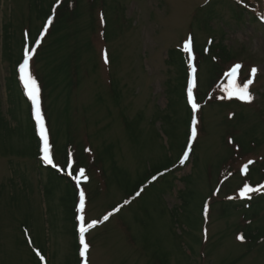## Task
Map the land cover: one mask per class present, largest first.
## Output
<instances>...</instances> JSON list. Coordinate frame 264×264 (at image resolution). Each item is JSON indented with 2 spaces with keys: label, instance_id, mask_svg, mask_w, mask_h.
I'll list each match as a JSON object with an SVG mask.
<instances>
[{
  "label": "rangeland",
  "instance_id": "1",
  "mask_svg": "<svg viewBox=\"0 0 264 264\" xmlns=\"http://www.w3.org/2000/svg\"><path fill=\"white\" fill-rule=\"evenodd\" d=\"M107 1L113 7L109 12L100 1L92 15L90 0H83L81 18L62 25L42 43L36 61L32 62L33 56L29 60L33 78L37 72L54 84L47 106L53 110L50 133L62 159L67 157L60 165L59 157L53 160L55 170L70 183L65 190L48 170L40 174L32 145L17 135L18 122L8 114L6 93L16 70L37 122L36 106L29 99L20 67L25 50H37L41 45L37 38L46 29L48 17L38 18L36 5L51 12L57 0H0V38L5 44L9 33L14 58L9 62V48L2 45L0 264H72L69 207H73L77 232L80 220L85 227L96 222L85 235L86 264H264V206L256 211L248 204L264 189V176L257 179L264 173V0ZM210 1L215 4L214 20L200 26V9ZM100 8L106 14V26L98 21ZM239 12H243L240 17ZM189 38L195 55L194 43L197 50L206 52L212 39L224 41L235 57L219 65L225 69L230 65L226 69L230 72L235 65L242 67L235 75L225 71L228 83L223 87L225 82H220L214 100L211 95L205 97L208 103L200 101L197 88L208 93L213 65L202 57L198 60L197 86L188 79L187 90H193L199 108H189L187 113L184 105L172 106L174 119L188 120L190 128L186 134V126H177L183 139L178 151L175 143L172 148L167 125L161 121L154 125L152 116L166 109L170 97L165 91L170 83L177 84L176 71L166 64L168 52L184 48ZM100 52L107 54L108 63ZM207 58L214 63L211 56ZM69 74L70 87L66 86ZM112 79L118 86V100L109 88ZM249 79H253L251 103L228 98ZM40 96L39 92V100ZM26 109L23 104L18 111L21 119H27ZM68 137L79 146L70 155L83 159L85 167L73 170L66 149ZM180 137L178 133L176 138ZM192 144L193 159L185 169L155 180L160 161L165 163L167 155L176 160ZM21 148L25 155L19 153ZM135 180H142L136 197L124 198L118 186ZM246 185L258 191L241 197ZM227 199L236 208L224 213ZM77 241L81 254L79 236Z\"/></svg>",
  "mask_w": 264,
  "mask_h": 264
},
{
  "label": "trees",
  "instance_id": "2",
  "mask_svg": "<svg viewBox=\"0 0 264 264\" xmlns=\"http://www.w3.org/2000/svg\"><path fill=\"white\" fill-rule=\"evenodd\" d=\"M100 1H102L103 5L106 6L107 12H109V9L111 10L113 7L109 6L108 1L107 0H90V7L92 8V15H94V9L96 7V4H98ZM252 2V0H250ZM213 1L208 2L207 4H205V6L200 9V15H199V24L200 26H209L211 24V22L214 20L215 17V10H214V6L215 4L212 3ZM83 3V0H57V2H55V5L52 9V11L47 12L44 11L43 7L40 6V4L36 5V13H37V17L40 19H46L47 17H50L52 15V23L50 25V27H48V31L46 33V35L44 36V38L42 39L43 42L41 41V45L37 46V50L35 51L36 54L33 55L32 57V62L34 63V60L37 59L38 53L39 51L42 49V43H44V41L50 36V38L55 35V32L60 29L62 27V25H68L69 22H77L81 16H82V11H81V5ZM116 9L118 8L115 7ZM101 13L104 15V17L102 18ZM243 14V12H239L238 16L240 17ZM99 17H98V21L99 23H102L101 21H103V26H106L107 22H106V18H105V13L103 11V9L100 8L99 11ZM99 18L101 19V21L99 20ZM93 23V21H91ZM95 24V21H94ZM3 29V28H2ZM1 29V30H2ZM3 32V30H2ZM4 34V33H3ZM194 36L193 34H191V37ZM194 37H192L193 39ZM34 39V38H33ZM35 40V39H34ZM1 38H0V48L8 49L9 48V33H6V37H5V44H2L1 42ZM34 43V41H33ZM195 45V52H196V61L198 63V60L202 57L205 61L207 62L209 61L213 66V75L211 76L210 80H209V85H208V93L205 95L204 92H202L201 89H199V87L197 88L198 90V96L200 101L205 102V97L206 96H210L213 98V95H215V93H217V89L218 86L222 80V76L223 73L226 71V69L230 66H228L226 69L222 68L219 63H224L227 64L229 62H231V59L234 56V54L232 55L231 52H229V49L227 48L226 45H224V41L222 42H216L215 39H212L207 45H206V52H204L203 48H200V51L197 50L196 48V44ZM88 50V47H86ZM1 51V50H0ZM8 51V57H9V62H13L14 58L13 55L10 54L9 50ZM169 54L167 55V60H166V64L174 69L176 71L177 74V84L175 83L174 86H172V83H170V85L168 86L166 92V96L170 97V101L168 106L166 107V109L164 110H159L153 117V124L156 125V123L158 121L162 122V126H166L168 129V132L172 134V148L174 146L175 143V148H177L176 150L180 151L181 147H182V133L179 131L177 126L183 125L186 126V131L185 133L188 134V132H190V128L188 126L189 121L187 120V122L182 123L179 120H175L174 119V113L172 110V106H183L184 108L187 110L186 112L188 113L190 111L188 104H187V100L186 99V88H187V80H188V76H189V58H188V54L184 51V48H176V49H172L171 51L168 52ZM100 56H104L105 57V52H100ZM213 60L214 63H212L211 60H208L207 57H210ZM36 61V60H35ZM223 61V62H222ZM17 62V61H15ZM217 63V64H216ZM33 71L34 70V64H33ZM35 77L34 79L36 80L38 86H39V92H40V100H39V107H40V111L43 115L44 118V124L45 127L48 130V133L50 134V142L49 145L51 147V155L53 157V160L56 161V157L60 158V161L57 162L58 165H60V163H66L67 162V157H65L64 159H62V155L61 152H59V150H57V144H56V138H52L53 135H51V120H50V116H51V110L50 108H48L47 106V94H49V96L51 95V92L53 91V81H49V80H43L42 77H40L39 75H37V72L34 74ZM219 75V77H218ZM69 77L71 80V76L69 74L68 78H67V85L68 87H70V83L72 85L73 81L71 80L69 83ZM218 77V78H217ZM215 78H217L215 80ZM18 78H17V72L16 70L14 71L13 75H10L9 77V81L7 82V92L8 93V97H9V105L10 108L8 110V114L13 115L11 118L15 121H17L18 123V133L19 136H21L22 140H24V143H29L31 144V151H33V155L36 159L39 160V172L40 174L42 173V171H44L45 169L48 170V175H51L53 178H57L59 179V182H61V184H64L63 186L66 189L70 188V183L66 180V177L61 174L59 175L58 171L55 170L52 167H48L45 166L41 160H40V154L38 155V149H40V140L38 137V133H37V129H36V124L35 121L33 119L32 113L31 112V106L30 103L27 99V97H25L24 95V91L20 85V83L18 82ZM79 84V83H78ZM109 88L111 90L112 96L114 97V100H118L119 99V90H118V86L116 85L115 81L112 79L110 81V85ZM48 89V90H47ZM47 91H49V93H47ZM176 98V99H175ZM204 100V101H203ZM214 100V98H213ZM207 101V99H206ZM208 103L210 101H207ZM23 104L26 105L27 109H26V114H27V119H21L18 111L21 109V107L23 106ZM171 107V109L169 108ZM51 112V113H50ZM126 117H124V121L128 122V120L125 119ZM138 121L140 123V116H137ZM129 123V122H128ZM7 126V125H5ZM181 134V140L180 138H176L177 134ZM56 136V135H55ZM54 139V141H53ZM67 152L68 156L70 157L69 159L73 162V170L75 169H79L81 167H85V164L83 163V159H81L79 156L76 158H73L70 154H72V152H75L79 149V146H77L75 144L74 141H72V139L70 137H68L67 140ZM195 143V142H194ZM196 144V143H195ZM171 147V146H170ZM184 148H186V145L183 146ZM164 151H168L169 149L164 146ZM183 148V149H184ZM195 149V145L192 144L188 151H182L180 153V155L178 156V158H176V160H174L175 158H170L168 155L166 156L165 159V163H163L164 161H160V166L157 167L156 171L153 173L155 180H158V178L160 176H173L175 173L180 172L183 167L185 166L187 159L190 160L191 158H193V150ZM70 150L72 152H70ZM19 153L22 154H26L25 153V148H21ZM32 153V152H31ZM185 156H187V159H185ZM80 158V159H79ZM261 176H264V173H261L260 176L257 177V179H260ZM176 179V177H175ZM177 180V179H176ZM254 180V179H252ZM142 180H135V182H128L124 185H120L118 186L119 188H121V191L124 193V198H127L129 196L130 199H133L136 197L138 191H139V187L142 185ZM65 195V194H64ZM65 198V197H64ZM67 200H69V198L67 197ZM227 205L222 209L224 213L231 211V208H236L235 205H232L231 200H228ZM253 205V207L251 209H255L256 211H259L261 209V207L264 206V192L260 195V197L258 199H252L249 200V205ZM68 212H69V221L71 222L72 225V237L74 239L73 241V253H74V262L73 263H79L80 261V254H78V250L79 248V244L77 241V237L79 236L78 232H77V228L76 226V221H75V216L74 215V211H73V207H69L68 208ZM259 233V232H258ZM72 263V264H73Z\"/></svg>",
  "mask_w": 264,
  "mask_h": 264
},
{
  "label": "snow or ice",
  "instance_id": "3",
  "mask_svg": "<svg viewBox=\"0 0 264 264\" xmlns=\"http://www.w3.org/2000/svg\"><path fill=\"white\" fill-rule=\"evenodd\" d=\"M49 23H51V21ZM36 43L39 44L40 41L37 40ZM191 44H192V40H191V38H189V40L186 41L185 45H184V51L189 54V59L190 60L193 59L192 54H191L192 53ZM35 51H36L35 48H32L31 51H29L28 49L25 50L26 57H25V60H24L23 64L20 67V71L22 73L21 78L24 80L25 87L28 90L29 99L36 106V120H37V122L40 125V129H41L40 135H41V138H42V141H43V156H42V159L48 165L56 167V165L53 163V157L51 155L50 145L48 144V130L45 127L44 118H43V115H42V113L40 111V107H39V86H38L36 80L33 78V76L31 75V73L28 70L29 69V60L31 59L32 53L35 52ZM104 59H105V63H108L107 54H105ZM241 67H242L241 65H235L233 70H232V73L235 75L237 70L240 69ZM256 71H257L256 69L252 70V76L253 77H255ZM252 83H253V79H249L246 82H244V84L242 86L237 85L235 87L234 91L232 93H230L228 98L231 99V98H233V96H235V98H237V99H240V100H242L244 102H247V103H251L252 100L254 99V97L252 96V94L249 91V86ZM188 95H189V98L191 99L192 98L191 89H189ZM192 108L195 111L196 109L199 108V104L193 102L192 103ZM195 135H196V130H195V128H193L192 129V136L195 137ZM185 159H187V156H185ZM249 163H251V161ZM245 168H246V166H245ZM68 174L72 175V172L69 171ZM79 175L80 176L84 175V170L83 169L79 170ZM84 179L86 180L87 177L84 176ZM252 191H258V189L250 188L249 186L246 185L244 190L241 191L240 196L241 197H246L247 194L249 192H252ZM80 201H81V206H83V203H84V193L83 192L80 193ZM107 219H108V216H105L104 220H107ZM95 223L96 222L93 221L91 223H88L86 227L82 225L81 228H80V237L79 238H80V243L83 246V250L81 251V256L82 257L86 256L87 249H88V245L85 242V233L88 230H90L95 225ZM239 238L243 239L242 236L239 237ZM37 254L39 255V253H37ZM41 259H43L42 256H41Z\"/></svg>",
  "mask_w": 264,
  "mask_h": 264
}]
</instances>
